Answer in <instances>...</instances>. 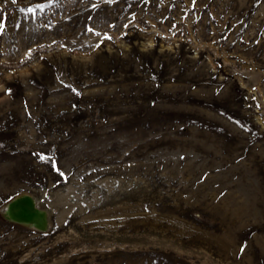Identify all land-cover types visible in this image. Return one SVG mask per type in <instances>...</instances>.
Returning a JSON list of instances; mask_svg holds the SVG:
<instances>
[{"label": "rangeland", "instance_id": "obj_1", "mask_svg": "<svg viewBox=\"0 0 264 264\" xmlns=\"http://www.w3.org/2000/svg\"><path fill=\"white\" fill-rule=\"evenodd\" d=\"M0 24V264H264V0H0ZM21 193L46 232L2 214Z\"/></svg>", "mask_w": 264, "mask_h": 264}, {"label": "water", "instance_id": "obj_2", "mask_svg": "<svg viewBox=\"0 0 264 264\" xmlns=\"http://www.w3.org/2000/svg\"><path fill=\"white\" fill-rule=\"evenodd\" d=\"M46 213V208L38 206L35 197L29 193L14 196L2 208V214L9 221L28 225L39 232L49 229Z\"/></svg>", "mask_w": 264, "mask_h": 264}, {"label": "bare ground", "instance_id": "obj_3", "mask_svg": "<svg viewBox=\"0 0 264 264\" xmlns=\"http://www.w3.org/2000/svg\"><path fill=\"white\" fill-rule=\"evenodd\" d=\"M36 199V201H37V205L38 206H40V207H45L44 205L42 206V205H40L39 204V201L37 200V198H35ZM46 208V211H47V213H46V215H47V223H48V226H49V228H50V224H51V216H50V209L49 208H47V207H45Z\"/></svg>", "mask_w": 264, "mask_h": 264}, {"label": "snow or ice", "instance_id": "obj_4", "mask_svg": "<svg viewBox=\"0 0 264 264\" xmlns=\"http://www.w3.org/2000/svg\"><path fill=\"white\" fill-rule=\"evenodd\" d=\"M13 2H15V0H13ZM3 31V24H0V32ZM10 91V90H9ZM42 159H44V157H41ZM62 174V173H61ZM243 250V249H242Z\"/></svg>", "mask_w": 264, "mask_h": 264}]
</instances>
